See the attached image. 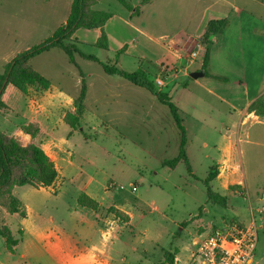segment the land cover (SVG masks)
<instances>
[{"label":"rangeland","instance_id":"rangeland-1","mask_svg":"<svg viewBox=\"0 0 264 264\" xmlns=\"http://www.w3.org/2000/svg\"><path fill=\"white\" fill-rule=\"evenodd\" d=\"M129 1L134 5L139 0ZM71 4L72 0H0V74L18 53L52 37L67 21ZM95 9L116 14L114 23L120 30L124 28L126 39L135 35L131 25L124 23L130 19L129 11L117 0H100ZM141 14L132 16L131 23L144 24L151 37L138 38L139 46L151 58H157L158 51L167 44L176 47V41L185 42L184 47L179 45L183 58L178 66L190 73L200 68L201 59L185 58L188 51L197 49L198 42L187 34L194 32L200 20L207 21L216 14L229 17L227 27L218 35L208 66L211 76L200 79L206 87L182 76L174 83L175 87L160 88L155 80L158 88L173 96L189 133L199 131L191 152L199 150L209 153L211 158L199 153L201 159L194 164L195 177L188 173L183 161L174 168L163 166V161L177 156L181 142L180 130L164 104L161 107L167 112L160 122L143 119L141 111L124 115L116 107L109 113L102 107L98 112H88L81 128L72 136L61 112L52 110L48 114L49 132L61 144L57 163L63 177L47 188L14 187V194L26 207L27 217L16 218L4 212L3 220L19 240V246L11 252L1 238L0 264H60L65 252L102 244L101 219H115L107 208L113 202L132 214L130 223L121 231L126 244L112 245L121 250L130 264L157 263L163 252L172 247H179L188 262L195 235L200 239L219 226H249L253 222L258 241L251 264H264V118L256 121L246 115L248 119L244 121L243 115L247 102L264 91V1L154 0ZM182 28L187 34H179ZM95 33V29L76 31V36L83 40L77 43L79 50L101 62L114 60L116 39H110L111 50H102L94 46ZM163 34L168 39L161 37ZM176 34L174 41L172 37ZM76 60L78 68L64 52L51 49L32 58L30 64L54 84V90L61 85L70 93L81 89L77 82L80 71L86 84H92L99 76L120 79L106 75L99 62L79 55ZM136 64L132 57H118V66L127 72L136 71ZM186 80L188 86L184 87ZM133 87L151 95L144 88ZM9 89L7 97L13 110L6 114L0 127L5 131L25 124L30 111L29 97L15 87ZM208 89L217 90L222 101L208 94ZM146 109L149 110V103ZM194 117L198 122L192 120ZM202 143L207 144L205 149L201 148ZM227 145L231 146L228 171L220 180L210 183L216 193L228 196V203L222 205L209 201L203 181L212 166L220 169L217 162H222L219 160ZM234 183H241V189L229 190ZM89 185L102 204L98 212L77 202ZM97 216L101 218L98 220ZM183 221L182 235L172 240L169 232H180L178 223ZM21 254L27 258L22 259Z\"/></svg>","mask_w":264,"mask_h":264},{"label":"trees","instance_id":"trees-1","mask_svg":"<svg viewBox=\"0 0 264 264\" xmlns=\"http://www.w3.org/2000/svg\"><path fill=\"white\" fill-rule=\"evenodd\" d=\"M100 0H72L70 13L67 21L55 30L52 37L42 44L33 46L32 48L18 53L11 62L6 65L2 74H0V109H5L3 95L8 85H13L23 94L27 95L29 89L48 90L51 87V81L45 76L37 72L30 64L32 58L51 49H58L66 54L71 64L78 68L76 55L80 58L99 62L103 71L110 76H117L129 81L130 83L144 88L157 98L159 102L166 105L181 133V142L179 151L173 159L163 161V166L174 168L179 162L183 161L188 173L195 177L192 171L190 161L187 157V135L180 115V109L171 100L168 93L158 88L155 78L159 74V70L151 72L155 68L154 64L145 59H140V65L134 72H127L118 66V57L125 53L126 48L116 52L114 60L109 59L107 62H101L93 55H87L81 52L77 46L78 41L73 38L75 32L80 29H99L101 35L94 43V46L102 49H109V40L105 32V25L112 17L109 11L96 10L95 6ZM126 10L131 12L132 16L141 14L144 8L153 0H139L133 5L129 0H117ZM264 1V0H263ZM227 18L216 16L210 17L204 27L201 41L206 48V55L203 61V72L210 77L208 73V63L210 55V47L212 45V37L221 34L228 25ZM81 89L78 97L74 100L75 114L67 112L64 121L73 129L77 130L81 126V119L85 112V98L87 94V84L83 73L80 71ZM163 76V73H160ZM191 79V77H189ZM248 113H253L258 118H264V93L257 97L248 107ZM25 134L36 137L39 128L36 124H27L21 127ZM217 172L211 169L208 177L203 181L209 201L226 205L228 203L227 195L216 193L210 183L216 178ZM58 177V171L54 162L47 153L39 146L28 143L23 144L20 138L8 134L0 129V239L3 238L7 248L13 251V247L17 244L16 238L13 236L11 229L4 221V212L10 216L19 214L22 218H26L27 213L23 202L13 193L14 187L32 186L34 188H47L54 184ZM241 189V184H233L229 186V190ZM78 204L91 210L97 211L100 207L99 202L89 195L82 193L78 197ZM115 218L128 222L129 216L115 209L109 208ZM22 233V232H21ZM176 253L173 251L165 252L166 264H174Z\"/></svg>","mask_w":264,"mask_h":264},{"label":"crops","instance_id":"crops-1","mask_svg":"<svg viewBox=\"0 0 264 264\" xmlns=\"http://www.w3.org/2000/svg\"><path fill=\"white\" fill-rule=\"evenodd\" d=\"M153 2L154 0L144 8V11L142 12L141 15H144L146 8L150 7ZM137 3L138 2H136L134 5H136ZM237 13L241 14L242 11L237 10ZM129 16H130V19L129 20L125 19L124 23L131 25L134 31L133 34H135L137 38L134 37L135 35H132L131 38L129 36V38L126 39L123 36L125 34L124 28L120 30V28L116 26V24L114 23L116 14L112 13V17L107 21L105 28H104L108 36V40H109L108 50H111L110 39H116L115 43L117 46L116 48H113L115 53L121 50L122 48H126L125 53L122 54V56L123 57L127 56L129 58L132 57L134 60H136L137 69L140 65V59L151 61L155 66V68H152V72H156L160 69L157 78H155V80L162 81V84L159 85L160 88L168 87L170 85L174 86V83L176 82V80H178L181 76L189 79L190 72L189 71L186 72L187 68L180 69V67L178 66L179 60L183 58L181 55V48L179 45L183 44V47H184L185 42L176 41V47L174 46L172 47V43H169L166 46L162 47V50L160 49L158 51L159 54L157 58H151L149 54L146 53L145 48H141L139 46V43L137 40L138 38H141V37H143V39H146V38L149 39L151 37V33L147 30L144 24H140V25L132 24L131 23V17H132L131 12H129ZM213 16L229 19L227 14H216ZM206 22L207 21L204 19L200 20L197 28L192 33L187 34V30L185 28H182L179 31V34H182V33L187 34V37L196 38L198 41L197 42L198 50L194 49L191 52L188 51L189 54H187L188 56L186 55L185 58L186 57L189 58L192 52H199V46L203 44L201 43L200 40L204 32V27H205ZM95 30H96V33L94 36V39H95L94 43L97 41V39L101 35V31L99 29H95ZM176 36L177 34L172 37L174 38V41L176 40ZM161 37H163L164 39H168V35H165V34H163ZM73 38L76 39L78 43L83 42V40H80L76 36V32L73 35ZM136 42L138 44H136ZM217 43H218V36L212 37V46L210 47L208 66L210 65V61L212 60V57L214 56L213 55L215 53L214 48L215 46H217ZM135 49L138 51H136ZM200 59H201L200 68L193 72H203L202 67H203L204 59L203 57H200ZM189 62H190L189 64H193V62L195 63V61L193 62L189 61ZM160 73H163V76H161ZM209 75L211 74L209 73ZM203 77H206L205 73L203 76L199 77L198 79H193V78L191 79L193 80L195 85L204 87L206 84L200 81V79ZM81 80H82V77L80 75V78L77 82L81 84ZM184 84H185L184 87H187L188 81L186 80ZM53 86L54 84L51 82V87L48 90H36L34 88L29 89V92L27 94V96L29 97V107H30L28 121L25 124L15 125V128L10 131H7V130L6 131L3 130V131L20 138V140L23 141L25 144L33 143L41 147L47 153V155L51 158V160L54 162L56 169L58 171V177L56 179L58 180L59 178L63 177L62 171H60L58 163H57L59 160V152L61 151V148H60L61 144L57 143L55 138L49 132L48 114L51 113L52 110L54 111L58 110L61 112V117L63 121H64V116L67 112L75 114L74 100L78 97L80 90L79 92L74 91L73 93H70V92H67V90H64V88L61 85H58L59 88L55 87V90L53 89ZM133 86H134L133 84H131L129 81L125 79H122V78L110 79L109 77H106V76H99L98 79L92 84L87 83V94L85 98V112L81 119V124L85 120V115L88 112H92V113L96 111L98 112L100 108L102 107H105L104 111H106L107 113H109L112 108L116 107L119 109V112L123 113L124 115H134V114H137L138 111L139 112L141 111V113L143 114V119L147 117L148 121H151V120H154L155 122L162 121L164 113L167 112L165 109L162 108L164 105L161 102H159L157 98L153 96L151 93H150L151 95H149L147 93H144L146 91H142L141 89L139 91L137 87H133ZM12 87L14 86L8 85L3 95V101H4L6 108L0 109V127L1 125H4V122H5L4 117L6 116V114L13 110L12 105L9 103L8 97H7L8 89L10 88L9 90H12L11 89ZM207 92L208 94L222 101L223 97L217 90L208 89ZM263 93L264 91L261 92V94ZM261 94H259L256 97H259ZM169 96L172 100L173 96L171 94H169ZM101 98H107L108 101L103 100ZM253 99L247 102V104L244 107V111H243L244 121H246L248 118H253L256 121L259 120L258 116L254 115L253 113L249 114L247 112L248 106L256 98L254 100ZM148 103H149V110L146 109V106ZM152 114H154L153 118L151 116ZM246 115L248 116L247 119H246ZM181 119H182V125L184 126V119L182 118V115H181ZM192 120H194V122H198L197 121L198 119L195 117ZM27 124H36L38 126L39 133L37 134L36 137H31V135L23 133V131L21 130V127L22 125H27ZM79 128H81V126ZM184 128L186 130V135H187V146H186L187 157L191 163L193 174L195 175L194 164L195 162L199 161L201 157L199 156V153H200L199 150H197L196 152H191L190 148H191V144H194V139L195 137H197V132L199 131H197L196 129L195 133L191 134L189 133L190 130L187 126L186 127L184 126ZM0 129L2 130V128ZM70 129L72 131L69 133V136H72L74 131L76 130H73L71 127ZM206 146H207L206 143L201 144V148L203 149H205ZM200 154L206 159L211 158L209 153L206 154L202 152ZM230 159H231V146L227 145L223 148L222 158L219 160L222 162L221 163L217 162L220 169H217L215 166H212L210 168V171L211 169L214 168V170L217 172V176L214 180L216 179L220 180V178L228 171V168H229L228 163L230 162ZM69 163L70 165H72V161H69ZM234 184H241V183H234ZM90 187H91L90 185L86 186L84 192L82 193H85L89 195L90 197H92L93 199L98 201L97 197L93 193V189H91ZM13 193H14V190H13ZM263 199H264V194H263ZM77 202H78V198H77ZM115 204L116 203L113 202L112 204L108 205L107 208L114 207L115 209L126 213L129 216V221L128 222H125V221L118 222L119 219L117 220V218L115 219H110L108 217L102 218L101 220H102L103 228H100V232L102 234L103 243L98 244V245L96 244L89 248H84V249L74 248L70 252H65L59 260L60 264H130L126 261L127 258L124 257L121 250L114 249L112 245L115 244V246H117L119 243L126 244L125 242L122 241L121 231L124 225H128L130 223V220L132 219V214L122 210L119 206ZM99 205L100 207L102 206L101 202H99ZM100 207L97 211L95 210L93 211L98 212L100 210ZM26 213H27V210H26ZM12 216L17 218L19 214L16 213V214H13ZM100 218L101 217L97 216L98 220ZM184 224H185L184 221L182 223H178V225L181 227L179 230L180 232L178 233L172 232V231L169 232V237H171L172 240L179 238L182 235V231L185 229ZM210 225H212V223ZM22 234L23 232L21 233V235ZM195 236L196 237H194L191 241L193 248L191 251L189 250L190 256H189L188 262L184 260L185 255L183 256L179 247H174V248L172 247L171 249H169L170 251H173L176 253V256L174 258V264H198L199 257L196 255V247L193 245V242L199 237L197 235ZM16 240L18 242L13 247V251L11 252H15V250H17L19 246V240L18 239ZM109 241L110 243H108ZM165 252H163V257L161 258V260H159L157 263H152V264H166ZM114 254L121 255V258H116ZM21 258L26 259L27 255L21 254Z\"/></svg>","mask_w":264,"mask_h":264},{"label":"built area","instance_id":"built-area-1","mask_svg":"<svg viewBox=\"0 0 264 264\" xmlns=\"http://www.w3.org/2000/svg\"><path fill=\"white\" fill-rule=\"evenodd\" d=\"M206 48L199 46V52H192L190 58L195 60L205 57ZM158 84L162 81L156 80ZM136 187L133 190L136 191ZM262 212V211H260ZM258 230L255 223L249 226H219L213 228L204 237L194 240L198 264H250L255 255Z\"/></svg>","mask_w":264,"mask_h":264},{"label":"water","instance_id":"water-1","mask_svg":"<svg viewBox=\"0 0 264 264\" xmlns=\"http://www.w3.org/2000/svg\"><path fill=\"white\" fill-rule=\"evenodd\" d=\"M203 75H204L203 72H191L189 76L193 79H198L199 77H201Z\"/></svg>","mask_w":264,"mask_h":264}]
</instances>
